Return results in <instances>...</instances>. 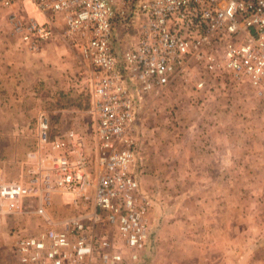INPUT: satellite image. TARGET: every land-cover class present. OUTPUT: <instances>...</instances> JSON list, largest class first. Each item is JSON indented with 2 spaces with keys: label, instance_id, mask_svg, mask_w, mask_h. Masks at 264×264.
Returning a JSON list of instances; mask_svg holds the SVG:
<instances>
[{
  "label": "built area",
  "instance_id": "2783aa9c",
  "mask_svg": "<svg viewBox=\"0 0 264 264\" xmlns=\"http://www.w3.org/2000/svg\"><path fill=\"white\" fill-rule=\"evenodd\" d=\"M24 3L46 21L22 14ZM0 8L28 50L53 39L51 23L61 18L60 38L87 68L92 101L88 130L65 138L50 140L40 116L18 179L0 180V214L33 218L41 229L18 232L12 261H137L152 207L140 182L141 100L178 81L196 92L245 86L264 100V0H0ZM56 195L69 199L68 217L52 215Z\"/></svg>",
  "mask_w": 264,
  "mask_h": 264
},
{
  "label": "crops",
  "instance_id": "0c3cea01",
  "mask_svg": "<svg viewBox=\"0 0 264 264\" xmlns=\"http://www.w3.org/2000/svg\"><path fill=\"white\" fill-rule=\"evenodd\" d=\"M20 9L22 14L40 23L47 19L28 3H24ZM5 12L7 21L0 18V180L15 181L19 177L21 163L26 154L36 148L39 117H47L50 140L65 138L71 131L88 130L92 101L87 68L79 61L77 52L60 38L64 29L61 18L55 17L51 23L55 31L52 41L40 44L36 50H28L12 32L11 23L7 19L8 11ZM260 129L259 132L263 130ZM251 130L248 128L243 133L247 139ZM199 131L202 138L203 127ZM209 131L211 137L202 138L199 144L200 155L209 149L208 157H194V165L199 173L196 176L198 182L195 183H198L199 188L184 191L183 196L197 200L193 207L196 210L195 222L188 226H177L178 236L171 238L172 235L167 232L176 229L174 226H153L150 220L145 248L138 260L130 264H153L160 254L164 259H167V256L173 258L171 262L177 260L178 264H264V226H254L256 229L251 233V226H236L233 215L230 218L220 215L222 211L224 214L229 211V208H226L227 211L220 210V204L224 203L220 200L240 198L245 205L244 200L250 197V193L242 191L241 196L237 192V196L233 191L226 193L228 195L225 197L220 191L213 190L207 198L200 196L203 183L248 182L256 176L264 183V159L258 162L256 175L251 171L250 159H247L252 149L261 159L264 148L261 145L258 149H248L247 144L240 139L237 144V156L234 154L236 142L232 127L226 129V137L221 138L220 142L219 134L222 130L216 126ZM259 132L258 135L261 134ZM244 153L245 159L238 160ZM151 159L152 161L141 159V184L145 175V164L148 167L154 166L152 156ZM223 159H226L225 163L222 162ZM224 167H227L226 176L221 174ZM260 191L264 193V187ZM206 199L211 201L209 212L204 209ZM234 203L238 205L237 201ZM56 206L61 213L55 218L62 219L72 213L69 199L65 196L54 197L51 213L55 211ZM31 219L33 218L0 214V226H5V230L7 226L10 230V226L33 225L34 230L40 231V227L35 226V221ZM18 232L19 230L16 231L17 234ZM3 237L5 247L14 241L10 232ZM9 257L12 260L11 252Z\"/></svg>",
  "mask_w": 264,
  "mask_h": 264
},
{
  "label": "rangeland",
  "instance_id": "374dc122",
  "mask_svg": "<svg viewBox=\"0 0 264 264\" xmlns=\"http://www.w3.org/2000/svg\"><path fill=\"white\" fill-rule=\"evenodd\" d=\"M0 18L6 20V12L1 8ZM128 41L130 39L126 43ZM139 111L141 117L137 131L142 144V158L146 161H152V156L154 160V166L148 167L145 164V175L141 184L142 189L151 196L150 220H152L153 226H174L176 229L167 232V234H171V238L177 237V226H188L196 219V210L193 207L197 200L194 197L183 196L184 191L189 192L199 188L198 183H195L198 182L196 176L199 173L194 165V157L200 155L199 144L201 139L210 138L209 130L217 126L222 130L219 134L220 142L221 138L226 137V129L232 127L236 142L234 154L237 155V144L240 143V139H243L248 149H258L261 148V145L264 148V100L254 96L245 86H208L203 91L196 92L192 85L183 86L178 81L161 98L156 99L152 96L142 98ZM202 127L204 133L201 138L199 129ZM248 128L252 129L251 133H248L251 134L249 139L243 135ZM260 128H263L261 132H259ZM258 132L261 134L258 135ZM249 153L247 159L248 161L250 159L251 171L256 175L258 174V162L264 159V155L260 159L253 149ZM208 154L209 149L204 150L200 156L207 158ZM244 155L241 154L238 160L243 161L246 153ZM222 162L225 163L226 159H223ZM151 163L149 162V164ZM221 174L226 176L227 167L223 168ZM263 187L264 183L259 178L257 179V176L248 182L203 183L202 188H200L202 189L200 196L207 198L213 190L220 191L225 197L228 195L226 193L230 194L233 191L235 195L238 192L241 196L242 191L249 192L250 197L245 198V205L242 204L243 200L240 198L220 200L224 202L220 204V210L227 211L226 208H229L228 214H224L225 212L222 211L220 215L228 218L233 215L236 226H251L250 232L253 233L254 226H264V193L260 191V189L263 190ZM235 201L238 202L237 206ZM210 202V200H205L204 209L207 212L210 211ZM60 213L61 210L57 209L56 206L52 215L59 216ZM31 220L35 221V219ZM8 228L10 230L7 229V226L6 230L5 226H0V264H15L10 259L9 254L10 246L16 239L17 230L21 234H32L35 231L33 225L10 226ZM8 232L14 236V241L5 247L3 235H7ZM166 258L164 259L160 254L153 264H178L177 260L174 259V262H171L173 258H168V256Z\"/></svg>",
  "mask_w": 264,
  "mask_h": 264
}]
</instances>
